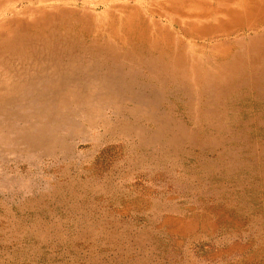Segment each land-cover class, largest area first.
I'll return each mask as SVG.
<instances>
[{
	"label": "rangeland",
	"instance_id": "obj_1",
	"mask_svg": "<svg viewBox=\"0 0 264 264\" xmlns=\"http://www.w3.org/2000/svg\"><path fill=\"white\" fill-rule=\"evenodd\" d=\"M203 1L0 0V264H264V0Z\"/></svg>",
	"mask_w": 264,
	"mask_h": 264
},
{
	"label": "bare ground",
	"instance_id": "obj_2",
	"mask_svg": "<svg viewBox=\"0 0 264 264\" xmlns=\"http://www.w3.org/2000/svg\"><path fill=\"white\" fill-rule=\"evenodd\" d=\"M163 1H164V0H163ZM207 1H208V0H207ZM172 2H173V1H172ZM202 2H204V1L202 0ZM170 3H171V2H170ZM179 3H180V2H179ZM188 4H189V3H188ZM216 4H217V1H216ZM216 4H215V5H216ZM262 4H263V7H264V3H262ZM132 5H133V4H132ZM150 5H151V4H150ZM158 5H159V4H158ZM222 5H223V4H222ZM216 6H218V5H216ZM148 7H149V6H148ZM160 7H161V6H160ZM137 8H138V7H137ZM117 9H118V8H117ZM159 9H160V8H159ZM165 9H167V8H165ZM112 10H113V9H112ZM138 10H139V9H138ZM167 10H168V9H167ZM193 10H194V9H193ZM200 10H201V9H200ZM0 11H2V10H0ZM189 11H191V10H189ZM197 11H198V10H197ZM204 11H205V10H204ZM117 12H118V11H117ZM117 12H116V13H117ZM176 12H177V11H176ZM192 12H193V11H192ZM192 12H190V13H192ZM170 13H171V12H170ZM190 13H189V14H190ZM112 14H113V13H112ZM124 14H125V13H124ZM140 14H141V13H140ZM195 14H196V13H195ZM211 14H212V13H211ZM252 14H254L253 16H257V15H259V12L254 11V10H253V11H250V15H251V16H252ZM105 15H106V14H105ZM141 15H142V14H141ZM143 15H144V14H143ZM201 15H202V14H201ZM203 15H204V14H203ZM218 15H220V17H218ZM229 15H231V12H230V11H224V10L221 11V10H220V11L218 12V14L215 16V18H212V17H211L212 19H211L209 22H211L212 20H213V21H217L216 27H217L218 29H220V25H221V23H222V18H229ZM175 16H176V15H175ZM206 16H207V15H206ZM103 17H104V16H103ZM106 17H107V15H106ZM146 17H147V16H146ZM148 17H149V16H148ZM170 17H171V16H170ZM188 17H189V16H188ZM196 17H199V15H196ZM200 17H201V16H200ZM221 17H222V18H221ZM114 18H115V17H114ZM149 18L152 19L151 16H150ZM155 18H156V17H155ZM172 18H173V15H172ZM176 18H177V17H176ZM104 19H105V18H104ZM134 19H135V18H134ZM173 19H174V18H173ZM186 19H187V18H186ZM202 19H204V18H202ZM202 19H200V20H202ZM111 20H112V19H111ZM135 20H136V19H135ZM198 20H199V19H198ZM198 20H197V21H198ZM207 21H208V20H207ZM36 22H37V20L35 21V23H36ZM40 22H42V21H40ZM99 22H100V21H99ZM160 22H161V21H160ZM173 22H175V21H173ZM173 22H172V23H173ZM192 22H193V21H192ZM198 22H199V21H198ZM200 22H201V21H200ZM100 23H101V22H100ZM119 23H122V21L119 22ZM136 23H137V22H136ZM148 23H149V22H148ZM163 23H164V22H163ZM177 23H178V22H177ZM179 23H180V22H179ZM194 23H195V22H194ZM211 23H212V22H211ZM246 23H247V22H246ZM16 24H17V23H16ZM83 24H84V23H83ZM91 24H93V23H91ZM97 24H98V23H97ZM113 24H114V23H113ZM149 24H150V23H149ZM164 24H165V23H164ZM167 24H168V23H167ZM167 24H166V25H167ZM198 24H199V23H198ZM73 25H74V24H73ZM130 25H131V24H130ZM161 25H162V24H161ZM186 25H187V24H186ZM75 26H76V25H75ZM92 26H93V25H92ZM118 26H119V25H118ZM150 26H151V25H150ZM241 26H242V23H241ZM79 27H80V26H79ZM121 27H122V26H121ZM121 27H120V28H121ZM151 27H152V26H151ZM159 27H160V25H159ZM172 27H173V26H172ZM184 27H185V26H184ZM188 27H189V26H188ZM60 28H61V26H60ZM60 28H59V29H60ZM81 28H83V27H81ZM84 28H85V27H84ZM93 28H94V27H93ZM107 28H108V26H107ZM160 28H161V27H160ZM180 28H181V27H180ZM180 28H179V29H180ZM185 28H186V27H185ZM101 29H102V28H101ZM111 29H112V28H111ZM113 29H114V28H113ZM154 29H155V28H154ZM156 29H157V28H156ZM179 29H178V30H179ZM245 29H246V28H245ZM250 29H251V28H250ZM88 30H89V29H88ZM88 30H87V31H88ZM105 30H106V29H105ZM107 30H108V29H107ZM186 30H188V29H186ZM50 31H51V30H50ZM90 31H91V30H90ZM99 31H100V30H99ZM119 31H120V30H119ZM246 31H248V30H246ZM246 31H245V32H246ZM82 32H84V31H82ZM109 32H110V31H109ZM109 32H108V33H109ZM111 32H112V31H111ZM182 32H184V30H183ZM182 32H181V33H182ZM257 32H258V31H257ZM47 33H48V32H47ZM54 33H55V32H54ZM112 33H113V32H112ZM189 33H190V32H189ZM49 34H50V33H49ZM49 34H48V35H49ZM55 34H56V33H55ZM57 34H58V32H57ZM85 34H86V33H85ZM98 34H99V33H98ZM114 34H115V33H114ZM176 34H179V33H176ZM176 34H175V36H176ZM240 34H241V33H240ZM249 34H250V33H249ZM23 35H24V33H23ZM96 35H97V34H96ZM99 35H100V34H99ZM193 35H194V34H193ZM213 35H214V34H213ZM230 35H231V34H230ZM56 36H57V35H56ZM87 36H88V35H87ZM52 37H53V36H52ZM65 37H66V36H65ZM117 37H119V36H117ZM117 37H116V38H117ZM160 37H161V36H160ZM172 37H173V36H172ZM183 37H184V35H183ZM39 38H40V37H39ZM53 38H54V37H53ZM61 38H62V36H61ZM66 38H67V37H66ZM96 38H97V37H96ZM112 38H113V37H112ZM112 38H111V39H112ZM116 38H114V39H116ZM187 38H188V37H187ZM187 38H186V39H187ZM21 39H22V38H21ZM43 39H44V38H43ZM54 39H55V38H54ZM63 39H64V38H63ZM87 39H89V38H87ZM118 39H119V38H118ZM121 39H123V38H121ZM227 39H228V36H227ZM188 40H189V38H188ZM191 40H192V39H191ZM23 41H24V40H23ZM23 41H22V42H23ZM26 41H27V40H26ZM36 41H38V40L36 39ZM49 41L51 42V39H49ZM57 41H58V40H57ZM65 41H66V40H65ZM100 41H101V40H100ZM22 42H21V43H22ZM50 42H49V44H50ZM70 42H71V41H70ZM213 42H215V41H213ZM37 43H38V45H39V42H37ZM46 43H48V41H47ZM53 43H54V41H53ZM55 43H56V42H55ZM60 43H61V42H60ZM73 43H74V42H73ZM193 43H194V42H193ZM209 43H210V42H209ZM41 44H42V43H41ZM43 44H44V43H43ZM43 44H42V47H43ZM67 44H68V42H67ZM45 45H46V44H45ZM45 45H44V46H45ZM59 45H61V44H59ZM62 45H63V43H62ZM56 46H57V45H56ZM69 46H70V45H69ZM88 46H89V45H88ZM92 46H93V44H92ZM38 47H39V46H38ZM61 47H62V46H61ZM65 47H66V46H65ZM78 47H79V46H78ZM83 47H85V46H83ZM86 47H87V45H86ZM86 47H85V48H86ZM191 47H192V46H191ZM43 48H44V47H43ZM47 48H49V47H47ZM56 48H57V47H56ZM62 48H63V47H62ZM73 48H74V47H73ZM73 48H72V49H73ZM75 48H76V47H75ZM75 48H74V49H75ZM88 48H89V47H88ZM95 48H97V47H95ZM41 49H42V48H41ZM51 49H52V48H51ZM53 49H54V48H53ZM42 50H43V49H42ZM48 50L50 51V48H49ZM68 50H69V49H68ZM78 50H80V48H79ZM49 51H48V52H49ZM51 51H52V50H51ZM56 51H57V50H56ZM74 51H75V50H74ZM92 51H93V50H92ZM199 51H200V50H199ZM35 52H37V51L35 50ZM35 52H34V53H35ZM52 52H54V51H52ZM57 52H58V51H57ZM61 52H62V51H61ZM66 52H68V51H66ZM83 52H84V50H83ZM86 52L88 53V51H86ZM142 52H143V51H142ZM34 53H33V54H34ZM76 53H77V52H76ZM95 53H96V52H95ZM199 53H200V52H199ZM219 53H220V52H219ZM52 54H53V53H52ZM57 54H58V53H57ZM90 54H91V53H90ZM188 54H189V53H188ZM191 54H192V53H191ZM53 55H54V54H53ZM59 55L61 56V54H59ZM72 55H74V53H73ZM93 55H94V54H93ZM63 56H64V55H63ZM66 56H67V55H66ZM79 56H80V54H79ZM79 56H78V57H79ZM32 57H33V55H32ZM39 57H40V56H39ZM58 57H59V56H58ZM73 57H74V56H72V58H73ZM88 57H89V56H88ZM163 57H164V56H163ZM36 58H37V57H36ZM44 58H45V57H44ZM60 58H61V57H60ZM66 58H67V57H66ZM72 58H71V59H72ZM6 59H7V58H6ZM41 59H42V58H41ZM41 59H38V60H41ZM61 59H62V58H61ZM61 59H60V60H61ZM67 59H68V58H67ZM73 59H76V58H73ZM89 59H90V58H89ZM120 59H121V58H120ZM120 59H119V60H120ZM2 60H3V59H2ZM8 60H9V59H8ZM58 60H59V59H58ZM58 60H57V61H58ZM65 60H66V59H65ZM69 60H70V58H69ZM79 60H80V59H79ZM112 60H113V59H112ZM116 60H117V59H116ZM57 61H56V62H57ZM95 61H96V60H94V63H95ZM97 61H98V60H97ZM102 61H103V58H102ZM128 61H129V60H128ZM133 61H134V60H133ZM36 62H37V61H36ZM70 62H71V61H70ZM72 62H73V60H72ZM72 62H71V63H72ZM111 62H112V61H111ZM99 63H100V62H99ZM104 63H105V62H104ZM104 63H103V64H104ZM128 63H129V62H128ZM138 63H139V62H138ZM55 64H56V63H55ZM68 64H70V63H68ZM101 64H102V63H101ZM115 64H117V63H115ZM139 64H140V63H139ZM152 64H153V63H152ZM80 65H81V63H80ZM108 65H109V64H108ZM108 65H107V66H108ZM126 65H127V64H126ZM134 65H135V64H134ZM39 66H40V65H39ZM81 66H82V65H81ZM93 66H95V65H93ZM101 66H102V65H101ZM107 66H106V67H107ZM121 66H123V64H122ZM108 67H109V66H108ZM113 67H116V68H117V66H113ZM125 67H126V66H125ZM129 67H130V66H129ZM129 67H128V68H129ZM146 67H147V64H146ZM90 68H92V67L90 66ZM136 68H137V67H136ZM148 68H149V67H148ZM27 69H28V68H27ZM120 69H121V68H120ZM124 69H125V68H124ZM132 69H133V68H132ZM134 69H135V68H134ZM134 69H133V70H134ZM139 69H140V68H139ZM38 70H39V69H38ZM114 70H115V69H114ZM127 70H128V69H127ZM160 70H161V69H160ZM170 70H171V69H170ZM60 71H61V70H60ZM111 71H112V70H111ZM90 72H91V71H90ZM100 72H101V70H100ZM113 72H114V71H113ZM156 72H157V71H156ZM162 72H163V71H162ZM106 73H107V72H106ZM153 73H154V71H153ZM168 73H169V72H168ZM13 74H14V73H13ZM73 74H74V73H73ZM76 74H77V73H76ZM100 74H101V73H100ZM104 74H105V73H104ZM107 74H108V73H107ZM107 74H106V75H107ZM149 74H150V73H149ZM155 74H157V73H155ZM155 74H154V75H155ZM164 74H165V73H164ZM170 74H171V73H170ZM26 75H27V74H26ZM74 75H75V74H74ZM80 75H81V74H80ZM83 75H84V74H83ZM151 75H152V74H151ZM67 76H68V75H67ZM67 76H66V77H67ZM85 76H86V75H84V77H85ZM89 76H90V75H89ZM89 76L87 75L85 78H87V80H88V79H89ZM97 76H98V75H97ZM21 77H22V76H21ZM54 77H55V76H54ZM62 77H64V76H62ZM82 77H83V76H82ZM91 77H92V76H91ZM91 77H90V78H91ZM112 77H113V76H112ZM112 77H111V78H112ZM135 77H136V76H135ZM163 77H164V76H163ZM175 77H176V76H175ZM15 78H17V77H15ZM23 78H24V77H23ZM68 78H70V77H68ZM68 78H66V80H68ZM101 78H102V77H101ZM113 78H114V77H113ZM157 78H158V76H157ZM164 78H165V77H164ZM55 79H56V78H55ZM75 79H76V78H75ZM80 79H81V78H80ZM95 79H97L96 76H95ZM99 79H100V78H99ZM105 79H106V78H105ZM125 79H126V77H125ZM132 79H133V78H132ZM162 79H163V78H162ZM166 79H168V77H167ZM17 80H18V79H17ZM32 80H33V79H32ZM59 80H60V79H59ZM73 80H74V79H73ZM87 80H85V81H87ZM90 80H91V79H90ZM107 80H108V79H107ZM150 80H151V79H150ZM152 80H153V79H152ZM185 80H186V79H185ZM55 81H57V80H55ZM55 81H54L53 83H55ZM60 81H61V80H60ZM69 81H70V80H69ZM69 81H68V82H69ZM78 81H79V80H78ZM94 81L96 82L97 80H94ZM123 81H124V79H123ZM155 81H156V79H155ZM167 81H168V80H167ZM170 81L172 82V81H174V80H170ZM170 81H169V82H170ZM183 81H184V80H183ZM7 82H8V81H7ZM14 82H15V81H14ZM57 82H58V81H57ZM61 82H63V81H61ZM74 82H75V81H74ZM74 82H73V84H74ZM82 82H83V81H82ZM95 82H93V83H95ZM97 82H98V81H97ZM162 82H163V81H162ZM162 82H161V83H162ZM165 82H166V81H165ZM176 82H177V81H176ZM18 83H19V82H18ZM22 83H23V82H22ZM22 83H21V84H22ZM71 83H72V82H70V84H71ZM155 83H156V82H155ZM155 83H154V84H155ZM179 83H180V82H179ZM10 84H11V83H10ZM21 84H20V85H21ZM87 84H88V83H87ZM163 84H164V83H163ZM34 85H35V84H34ZM41 85H42V84H41ZM44 85H45V84H44ZM68 85H69V84H68ZM75 85H76V84H75ZM99 85H100V84H99ZM139 85L141 86L142 83H140ZM146 85H147V84H146ZM25 86H26V85H25ZM59 86H60V84H59ZM156 86H157V85H156ZM162 86H163V85H162ZM164 86H165V85H164ZM80 87H81V86H80ZM88 87H89V86H88ZM120 87H121V86H120ZM125 87H126V86H125ZM135 87H136V86H135ZM138 87H139V86H138ZM138 87H137V88H138ZM199 87H200V86H199ZM82 88H83V87H82ZM150 88H151V86H150ZM156 88H157V87H156ZM5 89H6V87H5ZM18 89H19V88H18ZM23 89H24V88H23ZM68 89H69V88H68ZM73 89H74V88H73ZM109 89H110V88H109ZM135 89H136V88H135ZM200 89H201V88H200ZM2 90H3V89H2ZM156 90H157V89H156ZM93 91H94V90H93ZM8 92H9V91H8ZM17 92H18V91H17ZM108 94H109V93H108ZM152 94H153V93H152ZM13 95H14V94H13ZM19 95H20V94H19ZM100 95H104V94H100ZM164 95H165V94H164ZM3 96H5V95L3 94ZM1 97H2V96H1ZM1 97H0V98H1ZM153 97H154V96H153ZM158 97H159V96H158ZM165 97H166V96H165ZM159 98L162 99L161 97H159ZM1 99H2V98H1ZM16 99H17V97H16ZM163 102H164V101H163ZM7 103H8V102H7ZM22 111H23V110H22ZM116 112H117V111H116Z\"/></svg>",
	"mask_w": 264,
	"mask_h": 264
}]
</instances>
